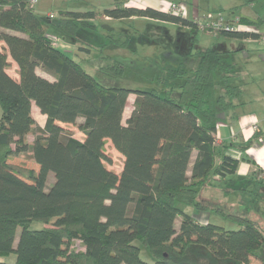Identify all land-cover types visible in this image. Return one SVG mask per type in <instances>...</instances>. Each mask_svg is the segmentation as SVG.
<instances>
[{
  "label": "trees",
  "instance_id": "trees-1",
  "mask_svg": "<svg viewBox=\"0 0 264 264\" xmlns=\"http://www.w3.org/2000/svg\"><path fill=\"white\" fill-rule=\"evenodd\" d=\"M126 1L49 18L35 12L31 0H0V257L15 255L0 264H253L264 232L248 217L199 199L209 186L244 190L226 182L240 160L232 150L244 152L258 134L229 143L215 136L221 113L233 111L242 94L236 63L205 48L194 67L179 64L146 77L159 88L142 90L101 82L122 77L131 61L101 55L104 63L89 73L88 58L51 44L50 31L77 41L79 29L94 27L102 16L176 23L189 27L195 41L197 22ZM239 21L254 28L212 32L238 40L264 33L256 30L264 25L260 17ZM106 38L103 45L127 44ZM11 61L18 78L7 72ZM32 103L45 115L43 126ZM71 124L81 138L66 127ZM108 141L123 155L120 171L108 166ZM16 157L24 161L13 162ZM177 202L198 212L217 210L237 227L199 223ZM142 246L152 261L141 258Z\"/></svg>",
  "mask_w": 264,
  "mask_h": 264
},
{
  "label": "rangeland",
  "instance_id": "rangeland-1",
  "mask_svg": "<svg viewBox=\"0 0 264 264\" xmlns=\"http://www.w3.org/2000/svg\"><path fill=\"white\" fill-rule=\"evenodd\" d=\"M35 3V2H34ZM252 3V5L250 4ZM250 3H244V0H199L196 3V8L199 11L198 17H204L208 13H212L215 17L220 13L226 20H235L239 17H247L249 19H256L257 17L264 16V0H253ZM105 6L104 0H40L38 6L36 7L37 13L42 16L45 14L53 13L54 18L58 16L61 10L67 9H95L99 10ZM197 18V17H196ZM200 21L199 18H197ZM105 25L107 22H104L101 18H96L94 21V27L89 28H80L78 40L61 38L60 36H55L59 39L60 43L64 44V49L69 51L72 57L76 59L88 58V62L83 65L84 69L92 73L93 69L99 64H102L104 61L101 55L108 54L112 57L119 56L125 60H134V63L127 65L124 69L122 77L117 79L103 78L101 82L105 85L111 86H123L133 89H156L159 88V84L155 80H149L146 77H151L153 74L159 75L163 73L166 69L170 67H176L179 64L185 66L186 68L194 67L199 60V50L205 48H212L215 45H224L225 47L238 48L239 41L234 38L227 37L224 35H217L213 32L205 31L204 29H199L196 34V41H194V46L189 49L188 44L190 43V38L186 33L182 34L181 32L177 33L175 27L166 26L161 24H154V26L148 25H137L129 22L126 25L132 26V28H139L140 31L131 30L129 35L119 36L118 38L124 40L129 39L127 45L110 47L109 45H103V43H108V39L105 34L108 33L105 30ZM110 25H117L125 28L124 25L118 23H112ZM169 29L170 38L173 40V47H168V45H163L160 43L158 38L163 37L162 29L163 27ZM237 26L240 28H254V25H245L243 23L237 22ZM264 30V25L259 29ZM162 32V33H161ZM115 38H117L115 36ZM188 38V39H187ZM263 40L262 38H260ZM247 48L244 51L234 52L230 54L228 60L230 62L236 63L237 75L243 79H258L262 80L264 75V55L257 57L258 53H264V50L261 51L255 50V47L250 46L249 42L243 43ZM87 47L89 50H78V47ZM264 49V48H263ZM190 50V53L188 51ZM232 55V56H231ZM10 58V57H9ZM137 61V62H136ZM92 64V65H91ZM16 63L11 61V66L7 69V72L13 77L18 78L16 75L17 69ZM135 99V94L131 93L128 96L126 106L123 112V119L129 116V113L133 107V102ZM32 115L38 125L43 126L45 121V116L40 113L37 106L32 103ZM1 114V109H0ZM77 120V122H79ZM69 130L73 131V136L76 138L82 137V132L76 128V124L67 125ZM29 139L32 137L29 136ZM105 151L111 155V162L108 163V166L115 171H120L122 160L121 156L115 154L110 150V145H105ZM15 163L24 161L23 158L16 157L12 160ZM28 165H31V162L25 161ZM229 188L233 190L234 187H238L241 183L231 184L229 183ZM204 193L200 192L199 199L207 202L211 206L220 207L226 212L240 214L247 216V214H254V202L249 199V193L245 192L244 194H238L236 191H230L229 193H224L223 190H220L216 186L208 187ZM245 200V203L241 201ZM179 206H184L181 202H177ZM256 204V203H255ZM186 210L191 212L196 219V221L205 223L213 222L223 226L225 230L234 229L237 227L236 221L230 217H224L217 210L214 211H201L198 212L192 207L184 206ZM254 211V212H253ZM256 214V212H255ZM258 216L256 215V218ZM249 218V217H248ZM252 220V217H251ZM180 218L177 217L175 221L176 227L178 226ZM254 222V221H253ZM258 224L257 222H255ZM40 223L34 222L32 226H39ZM136 243H138L136 241ZM75 245H77L75 243ZM140 256L146 261H152L151 255L149 252L142 246L140 249ZM15 255L9 254L7 256H1L0 259L13 261Z\"/></svg>",
  "mask_w": 264,
  "mask_h": 264
},
{
  "label": "crops",
  "instance_id": "crops-1",
  "mask_svg": "<svg viewBox=\"0 0 264 264\" xmlns=\"http://www.w3.org/2000/svg\"><path fill=\"white\" fill-rule=\"evenodd\" d=\"M39 1L40 0H36L35 3H33V10L35 12H37L36 7L38 6ZM198 1L199 0H131V3L129 1H126L125 5L134 6L141 9L150 7L156 10L166 11L169 3L177 2L183 7L185 11L183 17L189 20L190 19L194 20L199 18L201 21L203 17L202 18L198 17L199 11L196 8V3H198ZM113 2L114 0H104L105 6H103L99 10L89 8L85 10L67 9L61 11H87V10L101 11L104 8L113 7L114 6ZM250 4L252 5V3ZM48 13L45 15L47 16ZM260 18L264 19V16ZM101 19H103L104 22H107V25H105L104 27L105 30L108 31V33H106L105 36L112 35V37L116 36L118 38L119 36L129 35L131 33V30L133 31L136 30V32L140 31L139 28H132V26L126 25L129 22H132L133 24H137L140 26L145 24L148 25L147 27H149V24L151 26L152 25L154 26V24H161L166 26L170 25L176 28L177 33L181 32L182 34L183 33L185 34L187 31L188 32L187 36H189L190 38V43L188 44V47L189 49L192 50L194 46V36L191 35L190 29L187 26H182L176 23L162 21V20H156L149 17H138V16H131L123 19L122 18L113 19L108 16H102ZM115 22L124 25L125 28H122L121 26L119 28V26L117 25H110ZM162 32H163V37L161 39L158 38V40L160 41L161 44L165 46L168 45V47L172 48L173 40L170 38L169 29L164 26ZM50 34L53 37L58 35L54 31H50ZM126 39L128 43L129 39L128 38ZM235 40L239 41V46L237 49L234 48L235 46L225 47L224 45H215L213 48H217L218 50L223 51L224 58L226 59L230 57L229 53H232L233 55L235 51L239 52L246 50L247 48L243 44L244 42H249L250 46L255 47V50L257 51H261V49L264 50L263 49L264 41L261 39H257V40L235 39ZM195 41H196V36H195ZM109 46L113 47L111 45ZM188 53H190V50L188 51ZM260 55H264V53L261 54L258 53L257 57H260ZM126 60L131 61L132 64L135 62L134 60H128V59ZM15 68L17 69V67ZM38 72L40 73V71ZM262 76L263 79L258 80L254 78L243 79L242 77L240 78V76L236 75L235 81L239 85H241L242 94L238 98L237 101L238 105L234 108L233 111H230L227 114L221 113L220 121L218 122L215 136L218 141H224L229 143V142H243L246 141L251 136H253V134L255 133L258 134V137L255 139V141L244 152H240L238 150H232V154L235 157L240 158V160L238 162V166L235 174L232 176H228L227 179H229L230 181H226V182L235 183V184L240 182L241 183L240 187H242V189L244 190L239 189L236 192H238V194L240 195L244 194L245 192L250 194L248 197L250 200L254 202L253 205L256 206L254 208L256 214L253 211L254 214L253 213L247 214V216L249 217L250 220L252 217V221L257 222L258 224L256 225L264 232V182L258 177L259 173L264 174V75ZM31 111H32V106H31ZM126 118L127 117H125V119ZM106 144L110 145L111 151H113L115 154L123 158V155L113 147L111 141H108ZM256 172H259L258 175L255 178L252 177ZM241 201L245 203V200L241 199ZM256 215L258 216L257 218ZM253 258H254L253 264H264V245L260 249L255 251V256H253Z\"/></svg>",
  "mask_w": 264,
  "mask_h": 264
},
{
  "label": "built area",
  "instance_id": "built-area-1",
  "mask_svg": "<svg viewBox=\"0 0 264 264\" xmlns=\"http://www.w3.org/2000/svg\"><path fill=\"white\" fill-rule=\"evenodd\" d=\"M36 0H31V3L33 4ZM131 3V0H127ZM166 12L175 14L178 16H184V9L183 7L177 3V2H171L169 3ZM49 18H53V13H48L47 15ZM193 21L197 22L199 29H204L205 31L212 32L215 30H226V31H238V30H246L248 28H240L237 26V22L240 23L239 18H236L235 20H224L222 15L218 13V15L215 17L212 13L206 14L201 21H198V19H194ZM54 41L52 42V46L58 47L61 46L59 43V39L56 37H53ZM264 41V33L260 37ZM259 179H261L264 182V174L259 173L258 175Z\"/></svg>",
  "mask_w": 264,
  "mask_h": 264
},
{
  "label": "bare ground",
  "instance_id": "bare-ground-1",
  "mask_svg": "<svg viewBox=\"0 0 264 264\" xmlns=\"http://www.w3.org/2000/svg\"><path fill=\"white\" fill-rule=\"evenodd\" d=\"M55 37V36H54ZM54 41V38L52 37V39H51V44H52V42ZM59 43H60V41H59ZM61 44V46H58V48H62V49H64V44H62V43H60Z\"/></svg>",
  "mask_w": 264,
  "mask_h": 264
}]
</instances>
